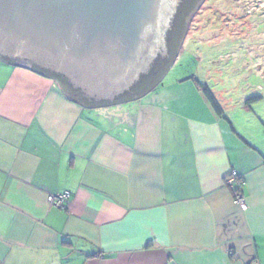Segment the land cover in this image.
I'll use <instances>...</instances> for the list:
<instances>
[{
	"label": "crops",
	"instance_id": "obj_1",
	"mask_svg": "<svg viewBox=\"0 0 264 264\" xmlns=\"http://www.w3.org/2000/svg\"><path fill=\"white\" fill-rule=\"evenodd\" d=\"M167 73L140 98L90 108L0 60V264H264L257 134ZM247 100L244 116L261 99ZM231 171L246 210L224 185ZM64 193L65 209L48 206Z\"/></svg>",
	"mask_w": 264,
	"mask_h": 264
},
{
	"label": "water",
	"instance_id": "obj_2",
	"mask_svg": "<svg viewBox=\"0 0 264 264\" xmlns=\"http://www.w3.org/2000/svg\"><path fill=\"white\" fill-rule=\"evenodd\" d=\"M202 1L0 0V60L57 79L85 107L130 101L163 77ZM156 62L157 78H139Z\"/></svg>",
	"mask_w": 264,
	"mask_h": 264
},
{
	"label": "rangeland",
	"instance_id": "obj_3",
	"mask_svg": "<svg viewBox=\"0 0 264 264\" xmlns=\"http://www.w3.org/2000/svg\"><path fill=\"white\" fill-rule=\"evenodd\" d=\"M166 76L204 82L264 148V0H203ZM254 97L261 100L250 114H240L244 101Z\"/></svg>",
	"mask_w": 264,
	"mask_h": 264
},
{
	"label": "built area",
	"instance_id": "obj_4",
	"mask_svg": "<svg viewBox=\"0 0 264 264\" xmlns=\"http://www.w3.org/2000/svg\"><path fill=\"white\" fill-rule=\"evenodd\" d=\"M224 185L231 190L233 203L238 206L241 210H246V204L244 202L240 190L232 191L235 190L236 187L238 188L241 186L240 179L235 171H231L229 175L224 179ZM68 197L69 196L67 193L60 195H48L46 197V202L49 207L62 210L65 209Z\"/></svg>",
	"mask_w": 264,
	"mask_h": 264
},
{
	"label": "trees",
	"instance_id": "obj_5",
	"mask_svg": "<svg viewBox=\"0 0 264 264\" xmlns=\"http://www.w3.org/2000/svg\"><path fill=\"white\" fill-rule=\"evenodd\" d=\"M36 69H37V68H35V69H33V70H34L37 74H40L41 76H47L46 73H44V72H40V70H36ZM161 73H162V70H161L157 75H155V78H157ZM188 79H190V80H194V82H195V83L197 84V86H198V89L202 92V94L204 95V97L206 98V100L209 102V104L211 105V107L213 108V110L215 111V113H216L218 116H220L221 118H224V119H225V117H224V112H223V110H222L220 104H219L218 101L216 100V98L213 96V94H212L210 88H209L206 84H201L197 79H195V78L192 77V76L189 77ZM150 81H152V79H151ZM259 99H261V98L254 97V98L248 99V100H247V103L252 102V101L255 102V101L259 100ZM246 144H247L248 146H250L248 142H246ZM237 190H240V187L235 188V190H232V191H237Z\"/></svg>",
	"mask_w": 264,
	"mask_h": 264
},
{
	"label": "flooded vegetation",
	"instance_id": "obj_6",
	"mask_svg": "<svg viewBox=\"0 0 264 264\" xmlns=\"http://www.w3.org/2000/svg\"><path fill=\"white\" fill-rule=\"evenodd\" d=\"M160 49H161V47H160ZM163 49V48H162ZM160 57H161V59L163 58V54H161L160 55ZM154 61V60H153ZM156 63H158V62H156ZM162 68H163V64H155L154 66L151 64L150 65V67H149V69H148V71L145 73V74H142V75H140V77L139 78H141L142 76H144L145 77V80H151L152 78H154V76L155 75H157L161 70H162ZM139 78H138V80L137 81H135L134 82V84L129 88V89H126L127 91H129L131 88L132 89H135L136 88V85L138 84V82L139 81H143V80H139ZM147 78V79H146ZM141 82H139V83H141ZM139 85V84H138ZM137 85V86H138ZM125 90V91H126ZM83 97H86L87 99H90V97H88L87 95H85L84 93H83V95H82ZM91 98H93V97H91ZM93 99H95V100H99V99H96V98H93Z\"/></svg>",
	"mask_w": 264,
	"mask_h": 264
}]
</instances>
